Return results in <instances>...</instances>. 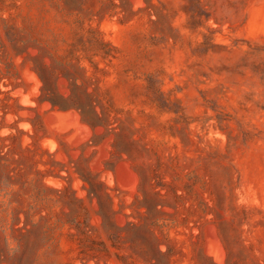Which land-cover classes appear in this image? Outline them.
I'll return each mask as SVG.
<instances>
[{"label":"rangeland","instance_id":"rangeland-1","mask_svg":"<svg viewBox=\"0 0 264 264\" xmlns=\"http://www.w3.org/2000/svg\"><path fill=\"white\" fill-rule=\"evenodd\" d=\"M0 264H264V0H0Z\"/></svg>","mask_w":264,"mask_h":264},{"label":"bare ground","instance_id":"bare-ground-1","mask_svg":"<svg viewBox=\"0 0 264 264\" xmlns=\"http://www.w3.org/2000/svg\"><path fill=\"white\" fill-rule=\"evenodd\" d=\"M125 170H126V169H125ZM128 173H129V172H128ZM128 175H131V174H128ZM131 176H132V175H131ZM128 177H129V176H128ZM128 177H127V180L129 179ZM132 180H133V177H132ZM132 180H131V181H132ZM127 182H128V181H127ZM129 182H130V181H129ZM129 182H128V183H129Z\"/></svg>","mask_w":264,"mask_h":264}]
</instances>
